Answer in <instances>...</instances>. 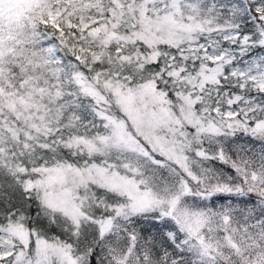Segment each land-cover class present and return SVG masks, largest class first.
<instances>
[{
  "label": "snow or ice",
  "instance_id": "6c2138e0",
  "mask_svg": "<svg viewBox=\"0 0 264 264\" xmlns=\"http://www.w3.org/2000/svg\"><path fill=\"white\" fill-rule=\"evenodd\" d=\"M0 264H264V0H0Z\"/></svg>",
  "mask_w": 264,
  "mask_h": 264
}]
</instances>
